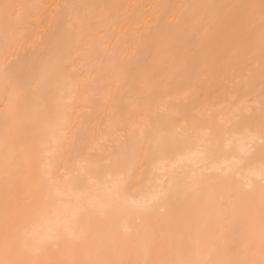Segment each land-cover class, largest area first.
<instances>
[{"label":"bare ground","instance_id":"6f19581e","mask_svg":"<svg viewBox=\"0 0 264 264\" xmlns=\"http://www.w3.org/2000/svg\"><path fill=\"white\" fill-rule=\"evenodd\" d=\"M49 119L63 129L55 139ZM262 137V0H0V261L80 264L98 249L114 260L182 250L197 236L195 218L189 226L165 213L124 233L119 218L80 212L89 231L79 242L66 238L65 222L83 193H100L95 177L122 171L127 197L139 199L156 178L145 158L150 139L163 142L159 162L176 174L197 163L213 169L210 178L223 168L236 185L264 168ZM42 163L59 199H46ZM6 166L14 192L40 207L24 249L18 223L6 228L4 219ZM260 197L257 182L234 216L213 220L218 257L239 250L243 258L249 238L259 248ZM208 210L194 202L195 212Z\"/></svg>","mask_w":264,"mask_h":264},{"label":"snow or ice","instance_id":"6c2138e0","mask_svg":"<svg viewBox=\"0 0 264 264\" xmlns=\"http://www.w3.org/2000/svg\"><path fill=\"white\" fill-rule=\"evenodd\" d=\"M10 7L12 5H4L6 11ZM218 8L222 10V15H227L228 5H220ZM49 127L52 130L53 139L57 134H63L62 127L53 126L50 119ZM162 148L163 142L156 138L150 139L145 148L146 161L152 165L156 178L139 199L130 200L127 197L125 188L130 177L122 171L115 174L109 173L103 178V181L99 177H95L90 183L97 185L100 193L96 195L83 193L81 195L80 207L74 210L66 220L64 233L70 242H79L84 238L89 229L79 226L80 212L88 214L89 217L104 220L119 218L123 223L124 233L131 232L136 227L146 226L150 219L167 213L169 217L184 219L189 226L195 218L199 225L196 238L184 244L182 250H178L176 246L170 244L168 249L155 259L145 256L143 259L114 260L108 258L104 251L98 249L95 258L80 262V264H264V168L259 173L249 174L236 185L232 184L230 173L223 168H215L214 178H210L213 175V169L201 167L197 163L193 164L190 172L179 175L175 173L174 167L169 169L159 162ZM47 155L49 154L44 152L42 159ZM46 172L47 166L42 163L40 175L48 183L46 199L48 197L59 199L62 196V189L50 176L46 175ZM9 174V168L6 166L4 171V219L6 228L9 219L18 223L16 244L24 249L34 234L29 218L39 213L40 207L14 192L8 183ZM257 182L261 189L259 248L257 249L253 240L249 238L243 249V258L240 257L239 250L231 253L228 258L218 257L217 248L211 240L213 220H223L234 216ZM195 201H200L203 207L209 209L206 214L201 215L194 211ZM121 203L124 205L123 208L120 206ZM187 230L191 231V228L189 227ZM49 238L59 239L55 232H50ZM5 240L7 241V231ZM112 247L109 240L102 239L103 249ZM0 264H7V262L0 261Z\"/></svg>","mask_w":264,"mask_h":264}]
</instances>
